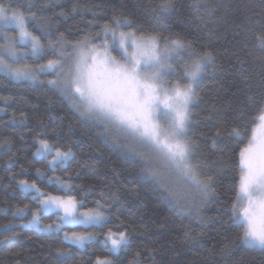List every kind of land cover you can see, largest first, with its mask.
Wrapping results in <instances>:
<instances>
[{"label":"trees","instance_id":"obj_1","mask_svg":"<svg viewBox=\"0 0 264 264\" xmlns=\"http://www.w3.org/2000/svg\"><path fill=\"white\" fill-rule=\"evenodd\" d=\"M12 2L32 5L38 23L48 28L53 38L63 34L76 41L83 34L99 32V26L109 23L114 15H123L133 20L134 26L143 25L147 32L188 37L198 49L211 51L216 63L198 88L190 137L198 145L194 163L214 177L215 196L202 202L195 216L176 214L162 197V189L141 174L140 165L126 160L123 150L104 134L102 126L81 117L47 84L45 76L40 82H32L0 74V240H4L0 244V264H95L97 256L108 254L99 240L77 248L63 240L62 232L19 225L23 218L15 214L17 205L39 207L32 199L34 193L20 189V181H36L42 190L60 195L47 179L52 175H72L76 186L72 194L83 198L88 207H95L97 200L110 205L104 230L127 231L131 237L128 249L113 256L116 264H132L134 260L139 264H264V249L241 243L240 229L230 226L225 211L235 198L238 151L242 147L227 133L242 126L252 114L256 105L247 98L260 97L261 54L257 51L255 56L248 55L250 49L254 50L255 40L247 34L254 22L252 12L264 9L260 0H201L204 6L199 12L193 9V0H172L174 7L164 18L152 10L162 0ZM213 8L217 11L207 26L196 27L197 17L208 20ZM30 30H34L31 25ZM49 58H54L51 51L36 63ZM240 60L248 61L243 72ZM245 75L252 78L245 81ZM217 128L223 135L216 138L213 147ZM38 137L58 143L63 150L71 148L74 158L65 168L51 172L42 158L33 156ZM37 169L45 176H38ZM171 179L179 192L181 185L173 175ZM41 219L45 223L58 220L55 213L42 214ZM189 229L200 234L197 239L184 238ZM64 230L85 229L66 226ZM57 248L70 249V255L58 257Z\"/></svg>","mask_w":264,"mask_h":264},{"label":"snow or ice","instance_id":"obj_2","mask_svg":"<svg viewBox=\"0 0 264 264\" xmlns=\"http://www.w3.org/2000/svg\"><path fill=\"white\" fill-rule=\"evenodd\" d=\"M260 2L264 5V0ZM203 6L201 0L192 2L197 12ZM32 7L0 0V74L16 81L32 82L39 75L51 74L53 79L47 84L81 117L102 126L104 134L123 150L124 158L138 163L141 174L162 189V197L176 214L197 215L199 205L215 196V188L214 177L194 163L198 145L191 139L190 131L199 101L198 88L209 69L215 67L216 57L206 48L198 49L188 37L147 32L143 25L134 26L135 22L123 15H114L109 23L99 26V32L83 34L76 41L68 40L63 34L53 38V33L38 23ZM173 7L172 0H162L152 10L164 18ZM216 11L213 8L208 12V20L198 16L195 26L206 27ZM251 18L254 22L247 34L255 40V46L248 55L255 56L257 51L261 54L260 97L259 100L254 96L247 98L256 107L242 126H235L227 133L242 147L238 151L235 198L225 211L230 226L240 229L241 243L264 249V9L252 12ZM30 25L34 30H30ZM48 51L54 58L45 63L27 62L29 58L41 59ZM239 63L243 72L248 61ZM251 78L244 76L245 81ZM207 119L211 120V116ZM250 126L251 135H248ZM221 135L217 128L213 147ZM36 144L33 156L42 158L53 173L65 168L75 156L71 148L63 150L48 139L38 137ZM36 171L38 176H45L41 169ZM174 173H179L184 181L179 192L171 179ZM47 179L62 194L42 190L36 181L22 180L19 187L24 192L34 191L36 195L32 199L39 207L31 211L27 204L17 205L15 214L30 213L32 219L28 225L50 233L63 232V240L77 248L99 240L108 254L97 256L95 264H116L113 256L128 249L131 237L127 231L104 230L109 222L110 205L97 200L95 207H88L83 198L77 199L72 194L76 187L72 175L66 178L52 175ZM49 212H54L60 222L43 224L41 215ZM66 226H82L85 230L67 232ZM88 228L100 231H88ZM199 235L190 229L184 232L185 239L195 240ZM2 243L4 240H0ZM56 252L60 258L70 255V249L57 248Z\"/></svg>","mask_w":264,"mask_h":264},{"label":"rangeland","instance_id":"obj_3","mask_svg":"<svg viewBox=\"0 0 264 264\" xmlns=\"http://www.w3.org/2000/svg\"><path fill=\"white\" fill-rule=\"evenodd\" d=\"M10 34H11V32H10ZM117 55H118V53H117ZM36 61L37 60H35V59L29 58V60L27 62L30 63V64H38V62L36 63ZM44 76L46 78L45 79L46 81H48L50 79H53V76L51 74H48V75H39V78L36 81L37 82L38 81L40 82V80L44 79ZM49 159H50V157H49ZM173 177L175 178V180L181 186L184 184L183 178L179 175V173H174L173 174ZM30 192L34 193V196L36 195V193L34 191H30ZM30 209H31V211H35L36 208L33 209V208L30 207ZM49 213H54V212H49ZM49 213H45V214H49ZM16 216H18L19 218H23L22 220L20 219V221H19V225L22 226V227H25L24 225H28V221H30L32 219V216H31L30 213L29 214H26V215H16ZM41 221H42V219H41ZM59 222H60L59 220L55 221V223H59ZM42 223L43 224H49V223H45L44 221H42ZM27 227H35V228H37L39 230H42L41 228L37 227L36 225H28ZM42 231H44V230H42ZM64 231H66V230H64ZM76 231H83V230H76ZM45 232H47V231H45Z\"/></svg>","mask_w":264,"mask_h":264}]
</instances>
